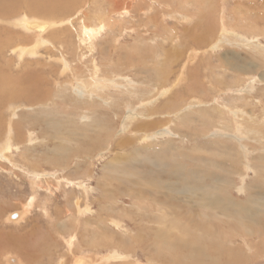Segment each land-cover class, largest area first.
Segmentation results:
<instances>
[{
	"label": "rangeland",
	"instance_id": "374dc122",
	"mask_svg": "<svg viewBox=\"0 0 264 264\" xmlns=\"http://www.w3.org/2000/svg\"><path fill=\"white\" fill-rule=\"evenodd\" d=\"M6 1L12 3L11 10L17 14L0 15V264H14L10 259H15V264H60L61 261L71 264L74 258L101 259L112 249L119 254H124L125 250L131 256L130 264H264V239L239 236L243 227L237 226L231 215L218 214L214 205L208 208L199 200L201 192L197 198L173 190L176 183L184 180L178 173L180 168L186 172L207 170L222 177L225 176L222 170L229 172L230 182L225 193L237 203L248 200L249 187L250 193L254 190V173L249 172L245 182L239 174L245 169L241 154L237 157L233 153L235 156L228 161L220 151L222 144H227V150L235 148L231 139L239 137L236 140L243 142L247 137L243 135L242 139L239 133L237 135L234 123H230L225 135L228 127L224 119L228 116L220 104L239 97L250 86L254 98L249 100V107L241 106L240 100L233 102H238L240 110L253 115V129H259L258 138L264 141V0ZM115 3L123 5L124 11L114 10ZM105 17L113 19V32L103 29L91 50L87 42L82 41L81 25L86 20L87 24L95 25L98 19ZM24 18L30 22L29 29L19 23ZM223 19H227L226 23L242 38L222 39L220 21ZM44 23L47 25L44 31L35 27ZM185 32L193 34L185 35ZM219 42L222 43L217 50L211 49ZM19 47L27 50L34 47V54L24 51L20 58ZM95 66L99 71L96 76L100 75L98 78L108 85H136V88L127 87L130 92L127 96L122 94L126 93V87L118 86L113 91L116 96L111 93L104 96H114L112 106L102 104L104 109H96L91 100H84L87 106L83 107V101L76 100L80 93L75 88L83 81L96 82ZM15 87L38 91L44 98L30 106L26 98L12 96ZM152 101L154 107L144 110ZM192 102L198 105L196 114L184 115V108ZM131 111L151 115L143 119L145 123L148 121L146 124L158 119L162 122L142 130L147 136L159 132L155 141L145 140L142 132L132 125L124 129V120ZM83 112L98 117L99 126L83 118ZM209 112L213 117H208ZM256 119L263 123L260 125ZM13 121H18L19 125L14 127ZM54 124H59L60 129L56 130ZM258 125L263 126L256 127ZM217 127H222L224 132ZM163 130L169 133V138L166 133L160 134ZM249 138L251 140L246 142L252 149H264L262 140ZM20 141L25 142L20 144ZM218 143V150H207L206 147ZM55 144L64 146L63 149L67 147L65 153L59 152ZM260 156L264 158V153L255 151L248 159L258 160ZM208 161L217 162L218 168L206 166ZM32 164L38 165L37 174L28 170ZM156 171L159 172L156 174ZM155 176V182H150ZM80 181L88 188H80ZM158 182L169 188L159 189L155 186ZM138 192L141 194L134 198ZM263 201L264 197L258 200ZM25 207V216L16 219V213H23ZM160 207L165 210L161 212ZM180 207L189 209L190 213L183 210L178 215L176 210ZM252 207H260L261 211L249 213V219L258 217L256 220L263 223L264 206L253 204ZM113 220L122 223L120 230L113 228ZM195 226L202 227L207 237L199 238L201 232ZM262 227H254V230H264V224ZM157 230L168 232L176 239L182 233L181 239L192 243L194 247L190 248L197 253L160 250L156 254L149 236L154 237ZM109 237L113 238L112 243ZM71 238L75 240L69 250L65 241Z\"/></svg>",
	"mask_w": 264,
	"mask_h": 264
},
{
	"label": "bare ground",
	"instance_id": "6f19581e",
	"mask_svg": "<svg viewBox=\"0 0 264 264\" xmlns=\"http://www.w3.org/2000/svg\"><path fill=\"white\" fill-rule=\"evenodd\" d=\"M30 1V0H29ZM43 1V0H42ZM47 1V0H46ZM112 1V0H111ZM116 1H118V0H116ZM121 1H123V0H121ZM15 2V1H14ZM44 2H45V0H44ZM49 2V1H48ZM62 2V1H61ZM108 2V1H107ZM114 2V1H113ZM112 3V2H111ZM124 3V2H123ZM122 3V4H123ZM131 3V2H130ZM8 2L6 1V0H0V15L1 16H9V15H13V16H16V14L11 10V7L13 6L12 5V3L11 4H8ZM14 4V3H13ZM19 4V3H18ZM44 4V3H43ZM46 4V3H45ZM70 4H71V2H70ZM119 3H115L114 5H113V7H114V10L117 8V10H119L118 12H120L121 10H123L124 9V6L123 5H118ZM125 4V3H124ZM128 4V3H127ZM259 4V3H258ZM33 5V4H32ZM31 5V6H32ZM73 5V4H72ZM89 5V4H88ZM14 6H15V4H14ZM50 6V5H49ZM48 6V7H49ZM54 6V5H53ZM116 6H118V7H116ZM128 6H129V4H128ZM88 7V6H87ZM14 8V7H13ZM22 8V7H21ZM40 8V7H39ZM58 8V7H57ZM126 8V7H125ZM16 9V8H15ZM38 9V8H37ZM105 9V8H104ZM112 9V8H111ZM130 9V8H129ZM20 10V9H19ZM40 10V9H39ZM43 10V9H42ZM55 10V9H54ZM59 10H61V9H59ZM63 10V9H62ZM107 10V9H106ZM113 10V9H112ZM126 10V9H125ZM33 11H35V10H33ZM38 11V10H37ZM36 11V12H37ZM111 11V10H110ZM124 11V10H123ZM48 12V11H47ZM51 12V11H50ZM69 12V11H68ZM70 12H72L71 10H70ZM82 12V11H81ZM113 12V11H112ZM116 12V11H115ZM128 12H130L129 10H128ZM135 12V11H134ZM171 12V11H170ZM169 12V13H170ZM198 12V11H197ZM235 12V11H234ZM35 13V12H34ZM51 13H53V11L51 12ZM61 13V12H60ZM124 13V12H123ZM137 13V12H136ZM239 13V12H238ZM62 14V13H61ZM69 14V13H68ZM68 14H66L67 16H68ZM112 14V13H111ZM122 14V13H121ZM172 14V13H171ZM222 14V13H221ZM237 14V13H236ZM50 15V14H49ZM58 15V14H57ZM102 15V14H101ZM113 15H114V13H113ZM178 15V14H177ZM23 16V15H22ZM52 16V15H51ZM77 16V15H76ZM172 16V15H171ZM185 16V15H184ZM24 17V16H23ZM59 17H61V16H59ZM111 17V16H110ZM177 17V16H176ZM189 17V16H188ZM175 18V17H174ZM194 18V17H193ZM226 18V17H225ZM190 19V18H189ZM2 20V19H1ZM78 20V19H77ZM85 20V19H84ZM176 20V19H175ZM185 20H187L188 22H189V20L188 19H185ZM6 20H3L2 22H5ZM76 21V20H75ZM186 21V22H187ZM226 21H227V19L224 21V19L222 20V21H220V24H221V27H220V36L222 37V39H223V37L225 38V39H228V37L229 36H233V37H237V38H242V36H240V35H238V34H235V32H236V29H234V28H231L227 23H226ZM242 21V20H241ZM11 22V21H10ZM63 22V21H62ZM86 22H87V20H86ZM84 23L83 25H81L82 26V31H80V33L81 34H83L82 36H83V40L82 41H86L87 42V44H88V47L92 50L93 49V47H94V44H93V41L97 38V36H99L100 34H101V31L104 29L105 30V28H107L108 30H109V32L111 31V32H113L112 31V24L114 23V21H113V19L111 20L110 18L109 19H107L106 17L105 18H101V19H98V24H96L95 23V25H91V24H87V23ZM243 22V21H242ZM19 23L22 25V27H25V28H27V29H29L28 28V26H29V21H27V18H24V19H21V21H19ZM119 23V22H118ZM190 23V22H189ZM41 24V23H40ZM48 24V23H47ZM82 24V23H81ZM53 25H54V22H53ZM60 25V24H59ZM10 26V25H9ZM45 26H47V25H45V23H44V25H35V27L39 30V31H44L45 29L44 28H46ZM48 26H49V24H48ZM80 26V27H81ZM158 26V25H157ZM32 27H34L33 25H32ZM64 27V26H63ZM79 27V28H80ZM5 28V27H4ZM35 28V29H36ZM53 29H55L54 27H52ZM67 28V27H66ZM189 28V27H188ZM191 28V27H190ZM1 29V28H0ZM7 28H5V30H6ZM52 29V30H53ZM57 30V29H56ZM51 31V30H50ZM54 31V30H53ZM107 31V30H106ZM191 30H189V32H190ZM8 32H10V31H8ZM189 32H185V35H189V34H193V32H191V33H189ZM232 32V33H231ZM6 33V32H5ZM14 33V32H13ZM51 33V32H50ZM61 33V32H60ZM59 33V34H60ZM66 33H67V31H66ZM169 33V32H168ZM237 33V32H236ZM3 34H4V30H3ZM12 34V33H11ZM37 34V33H36ZM56 34V33H55ZM108 34V33H107ZM1 35L2 34H0V38H1ZM33 35V34H32ZM4 36V35H3ZM61 36V35H60ZM64 36H65V34H64ZM66 36H67V34H66ZM65 36V37H66ZM79 36H77V38H78ZM166 37V36H165ZM7 38V37H6ZM171 38V37H170ZM254 38V37H253ZM80 39V38H79ZM78 39V40H79ZM77 40V41H78ZM2 41V40H1ZM8 41V40H7ZM82 41H80V42H82ZM221 41V40H220ZM223 41V40H222ZM3 42H4V40H3ZM5 42H6V40H5ZM59 42V41H58ZM95 42V41H94ZM1 43V42H0ZM82 43H84V42H82ZM222 42H219V43H216V45L215 46H211V49H213V50H217V48H219L220 47V44H221ZM9 44V43H8ZM80 44V43H79ZM248 44V43H247ZM1 45V44H0ZM82 45V44H81ZM8 46V45H7ZM80 46V45H79ZM254 47V46H253ZM1 48V47H0ZM65 48V47H64ZM76 48V47H75ZM63 49V48H62ZM78 49V48H77ZM76 49V50H77ZM61 50V49H60ZM24 51H29V52H31V54H34V51H35V49H34V47H31V48H29L28 50L27 49H23V48H21V47H19L18 48V52H19V55H20V58H21V56H23V54H24ZM196 52V51H195ZM194 54V53H193ZM198 54V53H197ZM204 54V53H203ZM196 57H197V55H195ZM82 59H83V56L81 57ZM263 58V57H262ZM69 59V58H68ZM80 59V58H79ZM81 59V60H82ZM123 59V58H122ZM194 59V58H193ZM93 61V60H92ZM81 62V61H80ZM264 62V61H263ZM64 63V62H63ZM96 63V62H95ZM9 64V63H8ZM92 64H93V62H92ZM64 65H66V64H64ZM93 65H95V64H93ZM8 66V65H7ZM67 67V66H66ZM3 68V67H2ZM11 68V67H10ZM78 68V67H77ZM184 68H185V66H184ZM183 68V69H184ZM17 69V68H16ZM69 69V68H68ZM67 69V70H68ZM74 70V69H73ZM91 70V69H90ZM34 71V70H33ZM71 71H72V68H71ZM94 71V73H93V76L96 78L97 77V80H95L96 82H92L91 84H89V83H87V82H89V80L88 81H86V82H81V86L79 87V86H77L76 88H75V90L78 92V93H80L79 95H77L78 97V99H76V100H80V101H83V107H85V106H87L86 105V103L84 102V100H91L92 101V104L93 105H95V108L97 109V108H101V106H102V104H104V105H108V106H112V103H111V101L113 102V99L111 98V97H114V96H111L110 98H109V100H108V98H105L104 96L106 95V94H114L115 95V93H113V91H114V89H117V87L119 86L120 88L121 87H126L125 88V91H126V93H122V94H126L127 95V93L129 94L130 92H129V89L128 88H131V89H135L136 88V85H134V86H130V85H126V86H121V85H108L107 83H105V82H103V79H100V78H98L99 76H96L97 75V71H98V69H97V66H95V69L93 70ZM8 72V71H7ZM9 72H10V70H9ZM99 72V71H98ZM31 73H33V72H31ZM11 74V73H10ZM35 74V73H34ZM37 74V73H36ZM78 74V73H77ZM74 75V74H73ZM32 76V75H31ZM18 77H19V75H18ZM23 77V76H22ZM88 77V76H87ZM101 77V76H100ZM181 77H182V75H181ZM34 78V77H33ZM40 78V77H39ZM94 78V79H95ZM82 79V78H81ZM84 79H85V77H84ZM107 79V78H106ZM32 80V79H31ZM126 80V79H125ZM245 80V79H244ZM26 81H28V80H26ZM34 81V80H33ZM36 81V80H35ZM34 81V82H35ZM130 81V80H129ZM14 82V81H13ZM127 82V81H126ZM130 82H132V81H130ZM29 83V82H28ZM31 83V82H30ZM115 83H117V82H115ZM32 84V83H31ZM76 84V83H75ZM179 84V83H178ZM14 86H16V84H13ZM80 85V84H79ZM175 85V84H174ZM29 86H30V84H29ZM42 86H44V85H42ZM176 86H177V84H176ZM248 86V85H247ZM31 87H33L34 88V86H31ZM128 87V88H127ZM249 87V90H247V89H245L244 90V93L242 94V93H240V95H239V97L237 96L236 98H232L231 99V101L229 100V101H225V103H222V104H220V108L223 110V112L225 113V114H227V116H228V118L227 119H224V123H225V126L226 127H228L227 129H226V132H225V135H227L226 133H228V131H229V127H231V124L230 123H234V126H233V129L235 130V132L237 131V135H238V133L241 135V138L243 139L244 138V136L243 135H247V137H245L244 139V141L243 142H240V141H237L238 140V138L239 137H237L235 140L234 139H231V140H233L234 141V144L233 145H235V148L232 150V147H231V150H227V149H225L226 147H227V144H222V147H221V149H220V151H222L223 153H225V155L228 157V161H230L231 160V158H233L235 155H237V157H238V154H241V159H242V164L244 165V167H245V169H244V172H241V173H239V174H241L242 176V181L243 182H245L244 181V179L245 178H247V175L249 174V172H251V173H254V177H256V179L254 180V184H253V187H252V189H254L253 190V192L252 193H250V188L251 187H249L247 190H248V192H249V194H248V200L247 201H244V202H242V203H237V202H235V201H233V200H231L229 197H228V195L225 193L226 191H227V185L229 184V182H230V179H229V172H225V171H223L222 170V172H224L225 173V176L224 177H222L221 175H218V174H214V173H212L211 171H207V170H205V171H199V170H195V171H191V172H186L185 170H184V168H180L179 169V171H178V173L179 174H181L182 176H184V180H183V182L182 183H176V182H174V183H176V185H174V188H173V190H174V193H176V192H179V191H182V192H186V193H189V194H191L190 196L192 197H197L198 198V193L199 192H201L202 194L200 195V199L199 200H201L202 202H204L206 205H208V208H211V207H213V205H214V210H216L217 211V213L218 214H220V215H225V216H230L231 215V219H233L234 220V222L236 221V223H237V226H242L243 228V231H239V236L240 235H242L243 234V236H244V238L245 237H247V238H251V240L252 239H255L256 238V236H259V237H261V240L262 239H264V230H262V229H258V230H254V227H259V228H263L262 227V224H264V222L263 223H261V222H259V221H257L256 219L258 218V217H256V219L255 218H251V219H249V213L251 214H256V213H258L259 211H261L260 210V207H257V208H253L252 206H253V204H259V205H262V206H264V201L263 202H258V200H260L261 198H263L264 197V158H263V156H260L259 158H258V160H256V158H252V160H253V162H252V160H250V159H248V156H250V154H252V152H261V154L262 153H264V149H260V148H257V149H252L251 147H250V145H248V142H246V141H250L251 139L249 138L250 136H253V137H255V138H258L259 137V129H253V128H255L254 127V123H252L251 121H254L255 119H254V117H253V115H250L248 112H244L243 110H240V108H239V104H238V102H233V100H240L241 101V106L242 105H246V106H250L251 104H250V102H249V100L251 99V98H254L253 97V95H252V88H250V86H248ZM41 87H39V89H40ZM38 89V88H37ZM38 89V90H39ZM28 90V89H27ZM27 90H25V88H20V87H15V89L13 90L14 92V94H12V96H14V97H18V98H26V100H29L30 101V106H32L33 104H35L37 101L38 102H40L39 100H40V98H44V97H41V95H40V93L38 92V91H32V89H30L29 91H27ZM41 90V89H40ZM120 90V89H119ZM116 91V90H115ZM242 91V90H241ZM48 92V91H47ZM168 93V91H166L165 90V92H164V94L166 95ZM6 96H7V93H6ZM109 96V95H108ZM116 96V95H115ZM119 96H121L120 94H119ZM128 96V95H127ZM14 97H13V99H14ZM75 97V96H74ZM73 97V98H74ZM141 97V96H140ZM155 94H153V100L155 99ZM1 98V97H0ZM76 98V97H75ZM10 99V98H9ZM45 100V99H44ZM75 100V99H74ZM145 100H147V99H145ZM257 100V99H256ZM46 101V100H45ZM107 101H109V102H107ZM155 101V100H154ZM154 101H152V102H150L151 103V105L150 106H146L145 108H144V110H147V108H149V107H154V106H152V103L154 102ZM215 101L217 102H215L216 104H218V101H217V99H215ZM257 101H261V100H257ZM9 102H10V100H9ZM116 102V101H115ZM140 102V101H139ZM143 102V101H142ZM142 102H140V103H142ZM256 103V102H255ZM258 103H260V102H258ZM147 104V103H146ZM199 104V103H198ZM207 104V103H206ZM205 104V105H206ZM1 105V104H0ZM26 105V104H25ZM96 105H98V106H96ZM140 106V105H139ZM219 106V105H218ZM11 107V106H10ZM39 107V106H38ZM46 107V106H45ZM159 107V106H158ZM23 108V107H22ZM29 109L31 108V107H28ZM110 108V107H109ZM160 108V107H159ZM158 108V109H159ZM179 108V107H178ZM198 108V105L195 103V102H192V105H189V106H186L185 108H184V115H186L187 114V116H189V114L191 113V112H195V110ZM238 108V109H237ZM101 109H104V108H101ZM153 109V108H152ZM95 110V109H94ZM160 110V109H159ZM214 110V109H213ZM15 111V110H14ZM173 111H175V110H173ZM156 112V111H155ZM157 112H158V110H157ZM179 112V111H178ZM144 112H141V111H138L137 113H134L133 111H131L130 112V114L126 117V120H124L125 121V130H127L129 127H135V130L136 131H139V132H142V133H140L142 136H143V138L145 139V140H153V139H155V137H156V135L159 133V132H157V133H154L152 136H147V134L146 133H144L142 130L145 128V129H148V128H150L151 126H157V124H161L162 122H160L159 121V119L158 120H153V121H151V123L150 124H146L145 123V121H143V119H148L147 118V116H151V115H145V114H143ZM169 113V112H168ZM83 114V118H86V120H89V122H92L93 123V125L94 126H99V125H97V124H99V122H98V117H96V116H90L89 115V113H87V112H83L82 113ZM176 114V113H175ZM195 114H196V112H195ZM94 115V114H93ZM107 115V114H106ZM106 115H104L103 117H105ZM100 116H102V115H100ZM160 116V115H159ZM164 116V115H163ZM245 116H249V117H245ZM262 116V115H261ZM208 117H213V113H208ZM263 117V116H262ZM23 118V117H22ZM259 118V117H258ZM261 118V117H260ZM94 119V120H93ZM138 119H139V121H138ZM174 119V118H173ZM11 120H13V119H11ZM9 121V123H11L12 121ZM140 120H142V121H140ZM177 120V119H176ZM19 121V120H18ZM18 121H16V122H14L15 124H14V127L15 126H18L19 125V123H18ZM22 121H24V120H22ZM256 121H257V119H256ZM260 121V120H259ZM259 121H257L258 123H260V125H261V123H263V122H259ZM20 122V121H19ZM32 122V121H31ZM174 122H172V124H173ZM253 126H251L250 127V124ZM30 124V123H29ZM243 124V125H242ZM249 124V125H248ZM25 125V124H24ZM132 125V126H131ZM257 125V124H256ZM8 126V125H7ZM9 126H11L10 124H9ZM54 127H55V129L56 130H59L60 129V125L59 124H54L53 125ZM263 126V125H262ZM262 126H256V127H262ZM21 128V127H20ZM93 128H96L97 130L98 129H100V128H98V127H93ZM153 128H155V127H153ZM166 128V127H165ZM168 128H169V131L171 130V125L170 124H168ZM12 128H10V130H11ZM19 129V128H18ZM95 129V130H96ZM6 130V129H5ZM7 130H9V128H7ZM17 130V129H16ZM167 130V129H166ZM217 130H219V131H222V132H224V130H222V127L219 129L218 127H217ZM261 130V129H260ZM19 131V130H18ZM21 131V130H20ZM30 131V130H29ZM83 131V130H82ZM85 131V130H84ZM94 131V130H93ZM164 131V130H163ZM263 131V130H262ZM2 134H3V132H1ZM50 133V132H49ZM83 133V132H82ZM94 133V132H93ZM137 133V132H136ZM167 134V136L169 135V133H167L166 131H164V133L163 132H161L160 134ZM172 133V132H171ZM219 133V132H218ZM234 133V132H233ZM262 134H263V132H261ZM137 134H139V133H137ZM231 134V133H230ZM16 135V134H15ZM21 135V134H20ZM28 135H30V133L28 134ZM48 135V134H47ZM220 135V134H219ZM232 135V134H231ZM17 136H18V134H17ZM16 136V139L17 140H20L19 138L20 137H17ZM72 136V135H71ZM75 136V135H74ZM74 136H73V138H74ZM230 136V135H229ZM232 136H234V135H232ZM6 137V136H5ZM11 137V136H10ZM30 137V136H29ZM87 137V136H86ZM22 139H23V137H21ZM33 138V137H32ZM83 138V137H82ZM168 138H169V136H168ZM233 138V137H232ZM262 138V137H261ZM8 139V138H7ZM259 139V141H261L260 140V138H258ZM0 140H1V138H0ZM5 140V139H4ZM60 140V139H59ZM72 140V139H71ZM82 140V139H81ZM257 140V139H256ZM31 141V140H30ZM65 141V140H64ZM63 141V142H64ZM68 141V140H67ZM153 141H155V140H153ZM263 141V140H262ZM261 141V142H262ZM23 142H25V141H20L19 143L21 144V143H23ZM32 142V141H31ZM76 142H79V141H76ZM195 142V141H194ZM264 142V141H263ZM191 143H193V142H191ZM258 143V142H257ZM45 144V143H44ZM131 144V143H130ZM249 144H251V143H249ZM129 145V144H128ZM217 145H219V143L218 144H212V145H210V146H208V147H206L207 148V150H210L211 152H212V150H218V148H216V146ZM252 145V144H251ZM255 145V144H254ZM11 146V145H10ZM54 146H57L56 144L54 145ZM66 146V145H65ZM207 146V145H206ZM262 146V145H261ZM58 147V149H59V152L60 151H64V153H65V149L67 148V147H65V149H63L64 148V146H60L59 147V145L57 146ZM263 147V146H262ZM5 148H6V146H5ZM16 148V147H15ZM255 148V147H254ZM249 149V150H248ZM8 151V150H7ZM52 151V150H51ZM2 153H3V150H2ZM235 155H234V154ZM141 154V153H140ZM4 155V154H3ZM2 155V156H3ZM132 155V154H131ZM199 156V155H198ZM130 157V156H129ZM202 157V156H201ZM23 158V157H22ZM25 158L26 159H28L27 157H26V155H25ZM133 158V157H132ZM66 159V158H65ZM13 160V159H12ZM212 160V159H211ZM210 160V161H211ZM65 161V160H64ZM112 161V160H111ZM131 161V160H130ZM210 161H208V162H206V166H208V167H214V168H218L217 167V162L216 163H213V162H210ZM213 161V160H212ZM73 162V161H72ZM164 162V161H163ZM170 162V161H169ZM28 163V162H27ZM169 164H171V163H169ZM149 165V164H148ZM151 165V164H150ZM191 165V164H190ZM193 165V164H192ZM32 166V168H28V170L29 171H31V172H33V173H35V174H37L38 172H39V167H37V168H35L36 166H38V165H36V164H32L31 165ZM64 166V165H63ZM141 166V165H140ZM140 166H139V168H140ZM195 166V165H194ZM193 166V167H194ZM156 167V166H155ZM158 167V166H157ZM182 167V166H181ZM192 167V168H193ZM203 167V166H202ZM234 167H236V165L234 166ZM151 168V167H150ZM176 168H177V166H176ZM2 169V168H1ZM71 169V168H70ZM149 169V168H148ZM175 169V168H174ZM67 170V169H66ZM167 171V170H166ZM169 171V170H168ZM189 171V170H188ZM234 171V170H233ZM42 172V171H41ZM159 172V171H158ZM157 171L155 172L156 174L158 173ZM237 172H240V170H238ZM141 173V172H140ZM148 173V172H147ZM161 173V172H160ZM235 172H231V174H234ZM153 174V173H152ZM41 175V174H40ZM68 175V174H67ZM155 175V174H154ZM153 175V176H154ZM162 175V174H161ZM118 176V175H117ZM163 176V175H162ZM187 176H189L188 178H187ZM35 177H38V176H35ZM90 177V176H89ZM134 177V176H133ZM152 177V176H151ZM168 177V176H167ZM172 177V176H171ZM67 178V177H66ZM82 178V177H81ZM157 178V176H155V178H150V179H154V180H151L150 182H155V179ZM128 179V178H127ZM164 179V178H163ZM174 179V178H173ZM38 180V179H37ZM36 180V181H37ZM158 180V179H157ZM47 181V180H46ZM162 181V180H161ZM168 181V180H167ZM209 181H211V184L209 183ZM47 182H49V181H47ZM121 182V181H120ZM37 182H35V184H36ZM40 183H42V182H40ZM58 183L60 184V182L58 181ZM117 183V182H116ZM50 184V183H49ZM104 184V183H103ZM162 184V185H161ZM167 184V183H166ZM75 185V184H74ZM74 185H72V186H74ZM80 185V186H79ZM79 187L80 188H85V189H87L88 187L87 186H85L86 185V183L84 182V181H80L79 182ZM105 185V184H104ZM148 185V184H147ZM164 184L163 183H156L155 184V186L156 187H158L159 189H165V190H167L168 188H169V186L167 185H165V186H163ZM243 185V184H242ZM151 187V186H150ZM14 188V187H13ZM75 188V187H74ZM79 188V189H80ZM33 189V188H32ZM78 189V190H79ZM136 189V188H135ZM170 189H171V187H170ZM35 190V189H34ZM49 190V189H48ZM143 190V189H142ZM147 190V189H146ZM165 190H163V191H165ZM92 191V190H91ZM139 191V190H138ZM144 191V190H143ZM161 191V190H160ZM241 191V190H240ZM132 192V191H131ZM142 192V191H141ZM141 192H138V193H135V195L133 196L134 198H136L137 196L136 195H140L141 194ZM166 192V191H165ZM88 193V192H87ZM159 193V192H158ZM181 193V192H180ZM254 193H256V197L254 196ZM83 195H84V193H83ZM151 195V194H150ZM149 195V196H150ZM165 195V194H164ZM167 195H168V193H167ZM167 195H165V197L163 196V194H162V197H164V198H167ZM195 195V196H194ZM35 196V195H34ZM80 196V195H79ZM88 196V195H87ZM85 197V196H84ZM159 197V196H158ZM183 197V196H182ZM147 198V197H146ZM169 198V197H168ZM189 198V197H188ZM35 199V198H34ZM115 199V198H114ZM114 199H112V200H114ZM177 199V198H176ZM154 200V199H153ZM165 200V199H164ZM171 200V199H170ZM184 201H186V203L187 204H189V201L188 200H186V199H183ZM191 200V199H190ZM32 201H34L33 199H32ZM173 201V200H172ZM117 202V201H116ZM140 202V201H139ZM144 202V201H143ZM170 202V201H169ZM75 203H76V201H75ZM123 203V202H122ZM96 204V203H95ZM165 204V203H164ZM28 206L27 207H32V205L31 204H27ZM116 205V204H115ZM163 205V204H162ZM78 206V205H77ZM27 207H25L24 209H23V213H16V219L17 218H23L24 216H25V214L27 213ZM44 207V206H43ZM154 207V206H153ZM73 208V207H72ZM71 208V209H72ZM90 208V207H89ZM47 209V208H46ZM46 209H44V211H45V213H46ZM78 209H79V207H78ZM87 209V208H86ZM85 209V210H86ZM153 209V208H152ZM84 210V211H85ZM88 210V209H87ZM90 210V209H89ZM111 210V209H110ZM154 210V209H153ZM162 210H165L164 209V207H160V211L162 212ZM183 210L186 212V210H188L187 212L188 213H190V210L189 209H185V208H182V207H180L179 209H177L176 211H177V213H178V215H180L182 212H183ZM221 212H223V214H221L220 213V211ZM48 211V210H47ZM80 211V210H79ZM30 212V211H29ZM81 212H82V210H81ZM92 212V211H91ZM133 213L132 214H134L135 212L134 211H132ZM179 212H180V214H179ZM85 213V212H84ZM156 213V212H155ZM88 214V213H87ZM78 215H80L79 213H78ZM208 214L206 213L205 214V216H207ZM12 216V215H11ZM10 216V218L12 219V220H14L12 217ZM140 216H141V214H140ZM84 217V216H83ZM139 217V216H138ZM169 217H170V215H169ZM79 218H80V216H79ZM165 218V217H164ZM171 218V217H170ZM152 219V218H151ZM73 220V219H72ZM104 220V219H103ZM170 220H172V219H170ZM20 221V220H19ZM88 221V220H87ZM197 221H199V220H197ZM52 222V221H51ZM72 222V221H71ZM77 222V225L79 224V220L78 221H76ZM73 223V222H72ZM149 223H150V221H149ZM109 224H110V222H109ZM147 224V223H146ZM174 224L175 223H173V226H174ZM53 225V224H52ZM112 226H113V228L114 229H116V230H120L121 228H122V223L121 222H119V221H117V220H113L112 221ZM155 226V225H154ZM198 230H200V232H201V234L199 235V238H206L207 236L205 235V230L202 228V227H199V226H195ZM62 229V228H61ZM205 229H207V228H205ZM237 229H241L240 227L238 228L237 227ZM103 230H105V229H103ZM105 231H110V230H105ZM154 231V230H153ZM236 232H238V231H236ZM188 233V232H187ZM216 233V232H215ZM245 233H248V234H254V235H246ZM154 237L152 236V235H150L149 236V238H151V239H149V241H151L152 243L151 244H153L155 247H156V254H158L159 252H160V250H164V251H166V250H169V251H171V252H173V251H176V250H181V252H182V250L183 251H188L191 255H195L197 252H196V249H191L190 247H194L193 246V244L192 243H190V244H188V242H186V241H183L181 238L184 236L182 233H180L179 234V236H178V238L176 239V238H173L172 237V234H170V233H168V232H160V231H155L154 232ZM214 235V234H213ZM219 235V234H218ZM133 236V235H132ZM220 237V236H219ZM226 238H228L229 237V235H226L225 236ZM74 238H75V236H74ZM74 238H71L70 240H68V241H65V242H67V246H68V249L69 250H71L72 248H73V246H74ZM110 238V242L112 243V237H109ZM67 240V239H66ZM138 241V240H137ZM220 242V241H219ZM232 243V242H231ZM231 243H229V244H231ZM248 243V245H250L251 246V244L249 243V242H247ZM25 244V243H24ZM228 245V244H227ZM233 245V244H232ZM230 246V245H229ZM48 247V246H47ZM250 248V247H249ZM85 250V249H84ZM114 249H112V252H110L109 253V255H107V256H104V257H102L101 259H87V258H83V259H81V258H74L73 260V263H72V261L70 262L71 264H110V263H113V264H115V263H118V262H123V263H125V262H127V264L129 263V260H130V258H131V256L128 254V253H126L125 252V250H123L122 248H121V250H123L124 251V254H119V253H117V252H115V251H113ZM122 251V252H123ZM218 251V250H217ZM72 252V251H71ZM154 255V254H153ZM153 255H151L150 257H152L153 258ZM78 257V256H77ZM80 257V256H79ZM17 258V257H16ZM18 259V258H17ZM155 259V258H154ZM153 259V260H154ZM178 259V258H177ZM12 260V261H11ZM97 261V262H96ZM10 262L11 263H14L15 264V262H17L15 259H10ZM22 262V261H21ZM149 262V261H148ZM10 264V263H9ZM18 264H20V262H18ZM60 264H64V261H61L60 262ZM130 264V263H129ZM132 264V263H131ZM139 264H142V263H139ZM189 264V263H188ZM206 264V263H205ZM209 264V263H208Z\"/></svg>",
	"mask_w": 264,
	"mask_h": 264
}]
</instances>
